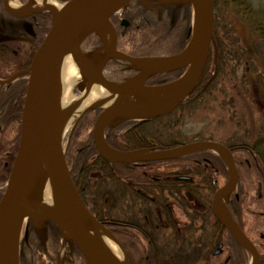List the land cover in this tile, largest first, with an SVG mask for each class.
<instances>
[{"label": "flooded vegetation", "instance_id": "af4514ba", "mask_svg": "<svg viewBox=\"0 0 264 264\" xmlns=\"http://www.w3.org/2000/svg\"><path fill=\"white\" fill-rule=\"evenodd\" d=\"M28 1L0 0V183H3L0 184V191L4 190L7 180L3 179L8 168L11 169L16 153L14 150H17L19 142L28 86V73L25 70L51 21L49 12L37 9L40 1L34 0L35 3L30 6L27 5ZM144 1L131 0L126 8L111 16L117 34L116 48L137 57L168 55L183 49L192 28V6L188 3L176 5L158 0ZM218 1L215 0V12ZM232 2L234 9L244 14L250 29L254 27L252 21L264 22L263 16L262 19L261 16L257 17L259 11L254 7L253 0ZM138 17H142V20L135 21ZM162 33L163 35H157ZM223 34V29L219 27L213 44L212 75L214 72L215 75H211L212 78L200 85L201 75L189 99L176 110L189 103H201L203 92L209 87L219 91L231 89L230 86L227 88L220 84H209L218 72V52L224 41ZM137 35H140L141 40ZM225 41L230 45L237 43L231 37ZM83 47L88 53H98L102 49L101 40L92 33L86 38ZM157 50L167 53H153ZM137 71L130 62L117 59H109L103 68L105 77L117 82L133 77ZM169 75L170 72L153 74L145 83L162 84L178 78L181 74L173 78H169ZM199 85L200 89H197ZM96 110L95 118L99 112V109ZM164 117L166 116L131 118L123 121L116 129H111L116 130V135L139 140L142 145L136 148H154L158 144L153 138L157 130L156 120ZM108 134L106 130V139ZM221 143L230 149L239 174L228 206L230 208L233 198L239 200L234 211L230 208L232 216L255 244L260 264H264V233H259L257 237L254 223L256 215L264 217V211L257 213L249 207L250 190L243 181L240 169L244 164L248 168L254 167L248 156L243 155L247 151L242 149L244 144ZM124 164L117 168L120 173L115 180L110 176L103 178L101 172H98L97 178L93 177L91 173L94 170L89 171L84 200L98 220L118 238L127 253L133 249L143 252L182 249L183 245L181 247L178 243L176 234L189 237L187 246H194L193 249L197 250L207 251L216 242H223L219 238L224 227L213 213L212 198L216 189L225 183L227 174L224 177L221 166L225 167V164L214 150L203 149L158 164ZM255 169L263 170L258 164ZM92 177L94 181H90ZM256 181L257 198L264 202V178ZM253 214V218L249 219ZM45 225L47 238L44 246L39 234L34 231L32 220L24 222L19 243V264H86L78 247L64 238L54 222L47 221ZM206 236L212 238L204 239ZM229 245L230 251L225 262L234 253L246 258L244 264L249 262L248 252L236 240Z\"/></svg>", "mask_w": 264, "mask_h": 264}, {"label": "water", "instance_id": "95a60500", "mask_svg": "<svg viewBox=\"0 0 264 264\" xmlns=\"http://www.w3.org/2000/svg\"><path fill=\"white\" fill-rule=\"evenodd\" d=\"M6 1V0H4ZM130 0H66L58 7L39 4L38 10L51 14L50 26L35 49L25 72L28 86L23 106L21 132L17 152L0 199V264H19L20 230L25 219L33 221L34 231L45 246V223L54 222L63 236L75 244L86 264H130L118 238L89 210L80 195L65 158L66 147L61 130V108L58 81L63 57L70 54L81 75L80 92L94 84L106 94L108 104L90 103L87 110L100 108L92 128V140L98 154L111 163H137L180 158L193 152L214 150L224 160L228 178L216 189L212 198L215 217L247 250L249 264H260L258 249L241 229L226 207L236 186L238 171L230 149L217 141L195 140L170 147H112L105 129L114 128L131 118L157 117L172 112L188 98L198 83L214 39V0H158L193 7V29L186 46L179 52L158 57L131 56L116 48L117 34L111 15L126 7ZM33 1L29 0L28 4ZM143 2H145L143 0ZM94 33L102 43L98 53L82 50L86 38ZM109 59L130 62L138 73L122 82H114L103 74ZM186 67L177 79L158 85H146L149 76ZM48 190L49 206L39 208ZM104 233L120 248L124 261L98 242L93 234ZM219 244L213 252H221Z\"/></svg>", "mask_w": 264, "mask_h": 264}, {"label": "rangeland", "instance_id": "374dc122", "mask_svg": "<svg viewBox=\"0 0 264 264\" xmlns=\"http://www.w3.org/2000/svg\"><path fill=\"white\" fill-rule=\"evenodd\" d=\"M233 2L232 0H219L217 2L215 13L216 20L219 21V27L223 29V32L225 30L226 39L231 37L237 40V46L242 47L249 43L251 45V42L253 43L254 41L256 43L252 44V49L248 56L243 54L235 56L231 64V69H234L231 73V78H221L218 82L221 86L224 85L227 88L230 86L231 89L222 93L213 91L204 95L201 103L186 104L163 119L156 120L155 128L157 130L153 135L154 142L165 146L196 139L212 138L226 143L238 144L241 142L249 147L255 146L264 150V143H258V140L264 137V58L262 56V44L257 40L258 31L253 28L250 29V24L245 21L244 14L234 9ZM253 2L256 10L259 11L257 17L260 18L261 16L262 19V16L264 17V0H253ZM193 22L194 18L191 25H193ZM157 35H163V33ZM137 36L140 38V35ZM174 47L177 46L174 45ZM83 51H85V47ZM155 53L167 52L157 50ZM257 74L261 78L255 82L258 77ZM75 95H80V92L77 91ZM71 127L69 126L64 131L63 141L65 145L67 144V139L68 143L70 142L72 136V132L70 133ZM87 132L88 130L86 129L81 130V137H85ZM243 155L247 156L246 152ZM240 169L243 181L247 183L250 190L251 200L248 202L249 207L257 213L264 211V202L259 200L256 195V180L259 178L257 169L248 168L246 164L242 165ZM91 174L93 177H98V171H93ZM93 177L90 181H94ZM253 216L254 214L249 219H252ZM256 217L254 220L255 235L258 237L259 233H264V217L258 215ZM193 237L197 238L198 236ZM175 238L179 241L178 243L181 247L183 245V248L176 250L166 249V251L159 252L158 260L160 264H170L171 254L174 255L173 252L185 253L193 249L194 246L191 248L187 246L188 242L186 241H190L189 237L183 234H176ZM211 238L212 236H206L204 239ZM108 239L115 245L110 238ZM115 246L118 252L114 255L124 261L121 250L117 245ZM218 246L219 242H216L207 251L212 253ZM222 248V253L217 255L219 259H225L229 254L230 245L224 241ZM144 253L133 249L128 254L136 262L143 257ZM193 264H204V260L202 258L197 259Z\"/></svg>", "mask_w": 264, "mask_h": 264}, {"label": "trees", "instance_id": "16d2710c", "mask_svg": "<svg viewBox=\"0 0 264 264\" xmlns=\"http://www.w3.org/2000/svg\"><path fill=\"white\" fill-rule=\"evenodd\" d=\"M251 24L254 26L253 29L258 31L257 34V40H259V43L262 44L261 49H262V56L264 58V22L263 21H252ZM218 30H219V21L215 22V28H214V35L217 37L218 35ZM252 31V30H251ZM253 33V32H252ZM251 33V34H252ZM225 30L223 34L224 41H222V48H220L218 52V72L216 76L211 79L209 84L211 86L217 85L220 79L222 78H231V73L234 69H231V64L233 62V59L235 58L236 55H247L250 53L252 49V44L256 43L255 41L251 45H243L242 47L237 46L236 44L230 45L227 43L226 38H225ZM253 35L256 36L255 33ZM227 37V35H226ZM141 38V37H140ZM190 38V32L188 33L187 36V41ZM177 50V49H176ZM156 52V51H155ZM153 52V53H155ZM213 55H214V48L213 46L211 47L210 55L208 62L205 66V69L203 71L201 80L199 82L200 85L205 83L208 79H210L213 71H214V61H213ZM184 72V68L174 70L170 72V77H177L178 75L182 74ZM258 77L255 80L259 81L261 76L257 74ZM212 78V77H211ZM258 83V82H257ZM200 85L197 89H200ZM196 89V90H197ZM213 91H218L219 93L225 92L226 90L221 89L215 90L212 87H209L206 89L203 94H209ZM203 95V96H204ZM198 100V99H197ZM97 110L96 109H91L88 110L77 122L73 132L72 136L70 138V142L68 143V146L66 148V161L70 170L71 177L77 186L80 194L82 197L86 200V186H87V174L89 171L94 170L101 172L103 174V178L110 176L111 178L117 179L118 174L120 173L117 168L120 165H125L124 163H109L105 159H103L97 152L95 145L92 141L91 137V129L93 126L95 114ZM88 130L87 135L85 137H81V130ZM116 129V128H115ZM115 129L107 128V141L108 143L118 149H133L136 148V146H141V142L139 140L135 139H128L127 137H124L123 135H116ZM123 138V139H122ZM242 141V140H241ZM263 141V142H262ZM258 143H264V137H261L258 140ZM176 144V143H175ZM172 144V145H175ZM242 144L243 143H238ZM245 144V143H244ZM161 144H157L156 146H159ZM256 145V144H255ZM165 146H171V145H165ZM163 147V146H162ZM247 147V148H245ZM139 148V147H137ZM243 150L246 152L252 166L255 168L256 164L261 166L263 168L262 171H259L257 169L258 177L264 178V150L260 149L259 147H249L247 144L242 146ZM16 151V148L14 150V153ZM14 156V155H13ZM167 160H160V161H151L148 162L150 164H158V163H163L166 162ZM221 170L223 172L224 177L226 176V171L225 167L222 165ZM10 173V167L8 168L6 172V176L4 177L3 181L7 180V177ZM115 175V177H114ZM98 182H101L99 180ZM3 184V183H0ZM4 190L0 191V198L3 194ZM239 203V200H236L233 198V201L230 203V208L232 211H234V207L236 204ZM220 241L224 239L226 244H234L235 240L231 238L230 234L224 229L223 233L221 232L220 235ZM158 253L159 252H153V251H148L145 252L143 257L138 259L136 262L133 260L132 257L129 256L131 264H160L158 260ZM172 259L169 261L170 264H193L194 261L197 259L202 258L204 260V264H244L246 261V258H242L238 255V253H234V255H231L230 259L225 262V259H219V256H213L210 251H202V250H197V249H191L188 252H173ZM129 255V254H128Z\"/></svg>", "mask_w": 264, "mask_h": 264}, {"label": "bare ground", "instance_id": "6f19581e", "mask_svg": "<svg viewBox=\"0 0 264 264\" xmlns=\"http://www.w3.org/2000/svg\"><path fill=\"white\" fill-rule=\"evenodd\" d=\"M37 1H40L43 5H48L52 7L59 6L58 0H37ZM124 8L120 9L114 14H117ZM114 14H112L111 16H113ZM141 20L142 17H138L136 18L135 21H141ZM78 79H79V73L77 71L75 64L72 61L71 55L66 54L61 61L59 81H58L62 133H64V131L71 125L73 119L85 106L89 105L90 103L108 104L113 100V99H109L105 102H102L106 94L97 85H93L90 90L88 89L84 90L80 95L73 94L72 86L73 83H75ZM46 206H49V195L47 189L44 193V199L42 203L39 205V208L45 209ZM93 237L98 242L106 246L110 252L116 255L118 249L112 242L109 241L108 237L104 233L93 234Z\"/></svg>", "mask_w": 264, "mask_h": 264}]
</instances>
